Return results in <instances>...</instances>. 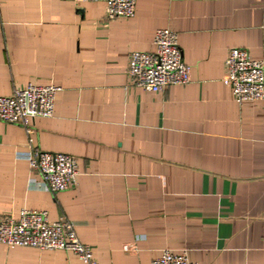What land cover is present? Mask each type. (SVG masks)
I'll return each instance as SVG.
<instances>
[{
  "label": "crops",
  "instance_id": "crops-1",
  "mask_svg": "<svg viewBox=\"0 0 264 264\" xmlns=\"http://www.w3.org/2000/svg\"><path fill=\"white\" fill-rule=\"evenodd\" d=\"M178 35L189 83L128 86V57ZM232 48L264 63V0H0V96L59 87L32 148L77 160L76 187L50 193L26 159L23 127L0 124V216L45 211L76 223L99 264H150L163 250L198 264H264V101L237 102ZM129 246L124 251L123 246ZM0 264H85L71 253L0 244Z\"/></svg>",
  "mask_w": 264,
  "mask_h": 264
},
{
  "label": "built area",
  "instance_id": "built-area-1",
  "mask_svg": "<svg viewBox=\"0 0 264 264\" xmlns=\"http://www.w3.org/2000/svg\"><path fill=\"white\" fill-rule=\"evenodd\" d=\"M102 2L106 19H129L134 16L137 0H75ZM151 53L132 52L128 57V86L149 92H160L169 86L189 83V68L182 60L178 35L169 29H158L153 38ZM227 76L224 85L230 86L237 102L264 101V63L253 60L244 49L232 48L225 61ZM59 87L28 84L15 89L9 96H0V124L11 123L24 128L30 151L26 155L29 167L37 173L50 193L73 189L77 184V160L64 153H50L32 148L34 121L50 118L54 112L55 95ZM76 223L64 217L50 221L45 211L21 210L17 219L0 216V244L9 247H30L44 251L71 253L85 264H99L90 246L81 243L76 235ZM129 251V246H123ZM150 264H198L185 251L163 250Z\"/></svg>",
  "mask_w": 264,
  "mask_h": 264
}]
</instances>
